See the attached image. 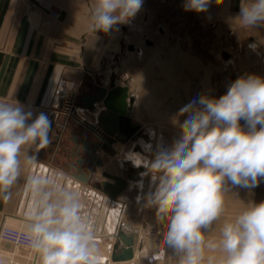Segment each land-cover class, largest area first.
Segmentation results:
<instances>
[{"label":"clouds","instance_id":"clouds-1","mask_svg":"<svg viewBox=\"0 0 264 264\" xmlns=\"http://www.w3.org/2000/svg\"><path fill=\"white\" fill-rule=\"evenodd\" d=\"M211 2L185 0L183 7L201 13ZM142 6L143 0H90L87 32L108 33ZM233 23L243 30L264 27V0H241ZM33 115L18 101L0 98V201L26 197L21 231L38 264H103L92 218L69 174L33 171L41 167L36 156L50 143L51 130L46 114ZM172 123L180 135L171 146L160 141L153 152L142 144L151 158L126 156L146 170L130 187L143 192V178L150 177L137 203L155 209L160 239L154 259L163 246L174 264H264V201H240L234 216L225 215L233 188L253 189L264 180V77L243 75L219 98H193Z\"/></svg>","mask_w":264,"mask_h":264},{"label":"crops","instance_id":"crops-1","mask_svg":"<svg viewBox=\"0 0 264 264\" xmlns=\"http://www.w3.org/2000/svg\"><path fill=\"white\" fill-rule=\"evenodd\" d=\"M47 1L59 13V19H54L43 11L30 9L26 0H0V98L18 101L33 112V118L40 113L48 116L51 121L50 143L37 154V162L41 167L33 171L44 172L48 168H54L69 174V185L81 192L84 212L92 218L103 264L112 262L111 255L115 253V245L119 244V248L123 246L119 238L120 231L125 238H133L134 257L130 262L162 264L168 260L165 259L163 246L160 247L156 260L153 257L154 244L160 239L155 218L133 223L127 221L126 216L131 205L130 194L133 187L130 186L146 170L133 166L131 169L134 173H131L122 165L128 162L126 156L130 152L143 156L150 154L142 146L139 151L132 149L136 144L133 140L135 135L143 130L136 123L135 112H132L131 124L139 128L138 132L126 143H115L112 154L98 153L101 165L91 168L86 164L83 170L89 179L87 183L76 179L73 176L76 171L72 168L79 157L85 158L83 153H79L78 158L71 156L76 143L85 139L95 141L89 133L90 129L82 122L85 119L87 123L96 125L95 117L102 113L103 105L102 102L95 103L90 111L92 114L87 113L88 101L97 94L95 87H107V80L113 77V74L105 73L104 65L108 63L111 66L112 61L123 51L133 19L119 24L108 33L97 32L91 35L86 28L90 0ZM240 3L241 0H222L220 3L212 0L203 13L214 17V21L222 27L239 29L233 21L240 11ZM247 31L263 37L264 27ZM126 78L125 75L122 81L115 83L126 85L129 92L137 97L140 90L144 89L142 82L137 78L128 82L130 78ZM134 82H138L139 86H134ZM68 100L72 101L76 110L87 114L88 120L80 116L76 120H67L66 115L60 112ZM145 131L144 139L147 136L154 138L153 127L147 126ZM160 141L164 142L163 139L153 141V152ZM120 147H123L122 151H119ZM149 188L150 177H144V194ZM251 190L250 201H264V180ZM137 191L138 195H142L139 188ZM25 201L24 195L15 196L11 202L0 201V225L3 222L21 224ZM136 204L140 207L137 201ZM153 224H156L154 228L151 227ZM29 256L30 253L24 252L13 258L16 262L11 260L12 264H37L35 253L32 254L33 260ZM3 264H6L5 261Z\"/></svg>","mask_w":264,"mask_h":264},{"label":"rangeland","instance_id":"rangeland-1","mask_svg":"<svg viewBox=\"0 0 264 264\" xmlns=\"http://www.w3.org/2000/svg\"><path fill=\"white\" fill-rule=\"evenodd\" d=\"M184 4L185 0H143L141 10L132 18L131 32L123 51L111 66L104 65L103 70L106 74H113L115 82L122 81L126 75L127 80L130 78L128 82L137 78L143 84L144 89L140 90L133 106L136 123L143 128L133 139L136 144L132 149L135 151L142 149V142L156 139H163L166 147L171 146L180 135L172 118L193 98L200 95L219 98L226 93L230 83L243 75L264 77V33L260 37L251 31L222 27L210 15L185 11ZM250 45H254L255 50ZM133 85L139 86V83ZM66 103L77 117H83L72 101ZM179 119L183 122L185 117ZM241 124H244L243 120ZM147 126L155 129L154 138L147 136L144 139ZM144 156L151 158V154ZM122 166L133 172L130 160ZM140 179L139 175L134 180ZM251 194V189L233 188L225 215L234 216L241 202L250 201ZM137 196V188L133 187L127 221L140 223L141 220L154 219L155 209L143 208V202L139 203L140 207L136 206ZM8 226L21 228V224L8 223ZM24 252L30 253L33 260L32 251L0 242V260L6 264H12L11 260L15 261L13 258ZM167 263L174 264L170 259L162 264Z\"/></svg>","mask_w":264,"mask_h":264},{"label":"water","instance_id":"water-1","mask_svg":"<svg viewBox=\"0 0 264 264\" xmlns=\"http://www.w3.org/2000/svg\"><path fill=\"white\" fill-rule=\"evenodd\" d=\"M95 91L97 94L94 98L89 99L87 109L92 111L95 103L102 102L103 111L97 115L96 125L82 122L90 129L89 133L95 138V141L89 142L86 139L80 141L78 144L76 143L71 153V156L76 158L79 157V153L85 154V158L79 157L80 159L72 165L76 171L73 176L83 183H87L89 180L84 173V166L87 164L93 168L101 165V159L97 156L99 151L112 154L115 143H126L139 130L138 127L131 124L136 97L129 92L126 85H117L115 80L110 78L108 87L97 86ZM119 238L123 246L121 248H119V244L114 246L115 253L111 255V261H131L134 257L133 238H125L121 231Z\"/></svg>","mask_w":264,"mask_h":264},{"label":"built area","instance_id":"built-area-1","mask_svg":"<svg viewBox=\"0 0 264 264\" xmlns=\"http://www.w3.org/2000/svg\"><path fill=\"white\" fill-rule=\"evenodd\" d=\"M26 1L28 2V6L30 9L43 11L44 13H47L50 17L54 19H59L60 17L59 13H57L54 10L53 6L47 0H26ZM68 105L69 104L66 103L63 106L60 113L66 115L67 120H69V118L76 120L77 119L76 112L73 110V108H71ZM74 114L76 115L75 117ZM0 242L7 243L8 245L15 247L16 249L30 250L28 246V242L26 241V239L22 234L21 228L10 227L8 226V223L6 224V222H3L0 225ZM107 264H134V263L130 261H126V262H110ZM151 264H158V263L155 262Z\"/></svg>","mask_w":264,"mask_h":264},{"label":"bare ground","instance_id":"bare-ground-1","mask_svg":"<svg viewBox=\"0 0 264 264\" xmlns=\"http://www.w3.org/2000/svg\"><path fill=\"white\" fill-rule=\"evenodd\" d=\"M109 85V84H108ZM108 87V86H107ZM131 91V90H130ZM80 114L83 116V117H85V114H83V113H81L80 112ZM76 115L74 114V117H75ZM87 120H88V117L86 116L85 117ZM96 118V117H95ZM84 121H85V119H84ZM86 122V121H85ZM89 124V123H88ZM150 130H152V129H150ZM149 144H153V141H151V142H149ZM123 147H120V149H119V151H122L123 149H122ZM98 153H101L100 151L98 152Z\"/></svg>","mask_w":264,"mask_h":264}]
</instances>
